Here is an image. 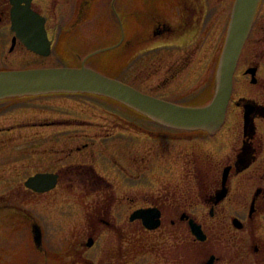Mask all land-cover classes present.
<instances>
[{"label": "rangeland", "instance_id": "1", "mask_svg": "<svg viewBox=\"0 0 264 264\" xmlns=\"http://www.w3.org/2000/svg\"><path fill=\"white\" fill-rule=\"evenodd\" d=\"M173 2L175 27L181 28L180 21H176L178 15L186 16L187 21L182 30L175 31L176 35L192 36H189V45H184L185 49L167 53L158 51L141 59V50L105 48L107 51L89 57L85 66L116 80L138 85L146 94L168 99L174 104H207L214 93L216 57L223 49L234 0ZM198 15L201 23L193 31L188 25ZM105 38L104 43H93L83 50H53L39 63L30 58L28 64H15L13 69L79 67L86 56L116 42L118 33L116 31V35L109 34ZM150 64L157 68V74H148ZM171 65L180 74L160 86L163 72ZM26 104L28 109L24 107ZM5 106L6 110L0 108V128L16 122L25 125L16 126L7 134L0 133V264H198L211 254L231 255L229 250L233 246L238 247L247 240V232L238 231L231 225L234 214L230 216L229 211L215 212L211 217L208 210L194 209L189 214L194 222L191 219L180 221L181 213L176 214L172 207L194 208L198 201H202L191 193L168 200L173 204L172 213L163 214L160 228L146 229L141 220H130L135 209L153 202L151 192L155 185L147 181H125L118 169L120 163H125L128 168L134 163L131 158L119 156L118 149L134 150V144L139 142L121 136L124 127L154 125L138 112L112 99L88 93H55L8 101ZM85 143V150L77 153L76 147ZM153 160L148 157L145 163H140L142 170H149L147 180L151 181ZM210 162L214 164L215 160L206 161V165ZM48 166L67 168L57 187L48 193L27 190L24 186L26 176ZM87 169L114 190L111 196L116 201L107 216V208L101 213L102 222L93 220L92 216L109 205L102 206L101 199L103 194H109L110 187L97 182L93 185L94 177L86 172ZM179 169L173 165L170 174L173 183L178 181ZM209 180L205 178L201 182L202 190L212 182L215 184ZM240 198L234 195L227 206L240 209ZM259 213L246 224L247 228L251 224L259 227L256 236L263 242L264 217L261 211ZM186 217L182 215L181 219L186 220ZM105 222L111 225L106 226ZM189 222L199 229L197 222L203 226L208 236L206 242L203 231L200 230L204 236L202 240L190 234ZM34 226L40 230L39 245L34 241ZM90 238L93 243L87 246Z\"/></svg>", "mask_w": 264, "mask_h": 264}, {"label": "flooded vegetation", "instance_id": "2", "mask_svg": "<svg viewBox=\"0 0 264 264\" xmlns=\"http://www.w3.org/2000/svg\"><path fill=\"white\" fill-rule=\"evenodd\" d=\"M173 5V0H0V71L14 70L15 64H28L30 58L37 63L43 61L47 56L31 50L44 49L46 39L51 53L53 50H83L93 43H104L105 36L116 35V31L117 41L100 49L141 50L139 52L141 59L145 55H152L158 51L167 53L172 52L171 50L185 49L184 45H189L192 36L183 33L176 35L175 31L182 30L187 21L184 18L186 16L178 15L180 17L176 21H180L178 25H181V28L175 27ZM109 9L112 14H109ZM197 11L200 12V9ZM195 18L193 17L188 25L190 28L193 27V31L201 23L199 15ZM227 28L228 26L225 36ZM174 36L177 37L174 38ZM221 53L222 49L216 57V69ZM148 67L152 69L149 68L148 74L157 72L153 64ZM123 70L126 74V69ZM156 72L154 74H157ZM175 74H180V71L173 65L166 68L159 85L167 84ZM123 83L146 93L138 85L127 81ZM41 96L45 95L3 99L0 100V108L4 107L6 110L5 103L8 101ZM27 104L24 107L28 109ZM146 120L154 125L124 127L125 132H121V136H129L131 140L139 141L134 144L136 148L134 150L118 149L119 156L131 158V163L132 160L134 161L129 168L125 163L118 164L120 176L125 181H147L155 184L151 192L153 202L149 206L137 208L134 211L157 210L158 228H160L163 214L172 213L173 204L168 200L173 197L188 196V193H191L202 201H198L194 208L172 207L176 214L181 213L180 221L187 222L191 219L189 214L191 215L194 209L208 210L211 217L215 212L229 211L230 216L234 214L230 219L231 225L238 231L247 232L250 236L247 240L245 239L246 241L243 239L244 241L238 244V247L233 246L229 250L232 252L231 255L223 257L211 254L204 262L198 261V264H264V236L263 242H260L256 236L260 230L259 227L251 224V227L247 228L246 224L247 221L251 222L253 215L260 214L259 211L264 217V0H260L258 4L250 31L236 62L231 95L223 124L214 133H207L201 130L173 129L147 117ZM20 124L24 122L2 127L0 133H10ZM85 145L86 143L76 147L77 153H82L86 148ZM148 157L154 159L153 181L147 180V177H150L147 174L149 170H142L140 167V163H145ZM213 159L214 164L210 162L206 165V161ZM173 165L180 168L176 183L170 179ZM64 167L41 168L43 170H35L28 174L26 179L39 173L55 174L57 175L56 188L67 170ZM86 172L96 179H93V185L97 182L110 187L109 183L96 177L91 169H87ZM205 178L208 180L210 178L209 181H214L215 184L212 182L214 185L205 186L206 182H204L203 187L207 188L202 190L201 182ZM218 181L219 184H217ZM111 187L109 194H103L101 199L102 206L105 203L109 205L103 206L102 211L94 213L93 220L102 222L100 215L106 208L108 211L105 216L109 214V208L113 201H116L111 196L114 193ZM234 195L241 197L238 199L240 209L227 206ZM182 215L188 216L186 220L181 219ZM190 221L195 220L193 221L192 218ZM104 224L111 225L110 222ZM197 224L206 235V242L208 236L203 226L198 222ZM171 225H174L173 221ZM262 225L264 230V224ZM189 231L191 234V227ZM250 254L252 258L248 260L247 257Z\"/></svg>", "mask_w": 264, "mask_h": 264}, {"label": "water", "instance_id": "3", "mask_svg": "<svg viewBox=\"0 0 264 264\" xmlns=\"http://www.w3.org/2000/svg\"><path fill=\"white\" fill-rule=\"evenodd\" d=\"M260 0H234L231 8L224 45L215 74V89L211 100L198 107L182 106L145 94L119 80L105 76L85 66L90 56L106 51H95L86 56L80 67L29 68L0 71V100L53 93H88L113 99L166 127L178 130L214 133L224 122L232 90V79L240 51L250 31ZM46 39L42 50H31L42 56L50 54ZM57 175L39 173L29 177L24 186L45 193L55 188ZM155 209H138L130 220L139 219L146 229L159 225ZM192 233L204 239L199 227L190 222ZM34 241L41 242L40 230L33 227ZM92 239L86 245L91 246ZM209 264V263H208Z\"/></svg>", "mask_w": 264, "mask_h": 264}]
</instances>
